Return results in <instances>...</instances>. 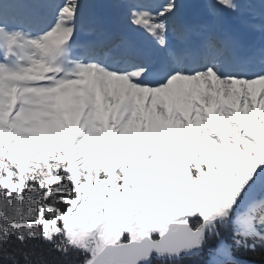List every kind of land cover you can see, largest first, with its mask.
I'll use <instances>...</instances> for the list:
<instances>
[{
    "label": "snow or ice",
    "instance_id": "1",
    "mask_svg": "<svg viewBox=\"0 0 264 264\" xmlns=\"http://www.w3.org/2000/svg\"><path fill=\"white\" fill-rule=\"evenodd\" d=\"M0 264H264V0H0Z\"/></svg>",
    "mask_w": 264,
    "mask_h": 264
}]
</instances>
